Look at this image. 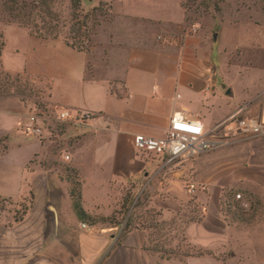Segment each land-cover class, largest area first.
<instances>
[{
	"label": "crops",
	"instance_id": "crops-1",
	"mask_svg": "<svg viewBox=\"0 0 264 264\" xmlns=\"http://www.w3.org/2000/svg\"><path fill=\"white\" fill-rule=\"evenodd\" d=\"M112 6L117 15L100 25L108 35L93 53L62 38L4 34L5 71L49 78L52 106L94 116L70 127L78 137L54 154L21 130L29 114L24 102L0 99V198L25 207L19 220L13 209L0 212V264L179 263L144 250L143 225L123 231L119 222L81 219L66 168L76 173L82 207L92 216L123 214L130 202L146 209L143 221L188 216L187 241L210 253L186 257L185 264H264V134L238 135L166 165L134 144L138 134L164 137L177 110L200 118L206 130L237 111L264 123V0H250L242 21L219 20L216 38L209 35L215 25L179 29L187 23L179 0H114ZM219 34L222 44L215 45ZM187 182L200 188L190 194Z\"/></svg>",
	"mask_w": 264,
	"mask_h": 264
},
{
	"label": "trees",
	"instance_id": "trees-1",
	"mask_svg": "<svg viewBox=\"0 0 264 264\" xmlns=\"http://www.w3.org/2000/svg\"><path fill=\"white\" fill-rule=\"evenodd\" d=\"M107 7L105 0H0V20L15 22L19 26L25 27L29 34L41 39L63 38L70 47L87 52L88 45L86 42L90 41L91 35L95 33L101 19L106 17ZM3 48L4 41L1 40L0 57ZM28 89L26 83L21 82L19 73L13 75L2 68L0 59V99L11 95H26L29 93L27 92ZM66 170L69 172V181L71 182L72 204L79 217L92 223L97 221L110 222L111 216H92L85 212L81 203L80 184L76 180V173L69 168ZM127 201L128 197H125L124 202ZM6 202L8 204L10 200L0 198V212L5 210ZM21 206H23L21 212H18L17 216L14 215L16 220H19L24 213L25 207L22 204ZM191 208H193L192 212L196 211V207L192 206ZM235 208L240 209L237 204ZM226 209L229 212L230 207H226ZM137 225H143L148 230L147 239L143 245L144 250L158 254L166 260L177 257L172 251L166 253L162 246L153 243L152 235L162 230L158 222H152L149 219L134 222L129 215L126 218L123 231ZM195 249L194 253H185L183 256H201L210 253L207 250ZM178 259L181 264L184 263L183 259Z\"/></svg>",
	"mask_w": 264,
	"mask_h": 264
},
{
	"label": "rangeland",
	"instance_id": "rangeland-1",
	"mask_svg": "<svg viewBox=\"0 0 264 264\" xmlns=\"http://www.w3.org/2000/svg\"><path fill=\"white\" fill-rule=\"evenodd\" d=\"M114 0H105L107 3V15L101 19V23L96 27L95 33L91 35L90 41L86 42L88 45V53H93L95 48L98 46L103 47V40L106 38L108 34H101L100 25L106 22H111L114 20V16L117 15L113 12V3ZM181 5L183 6V10L186 18L185 27L179 28L180 30H184L185 32L193 31V25L196 24V29L202 28H210L215 25L216 29L213 26V29L216 31L214 34H209L211 38H216L217 31L220 28L219 20H243L244 14V6L249 3L250 0H179ZM110 6V7H109ZM219 24V25H218ZM4 34H29L28 30L25 27L19 26L15 22H6L5 20H0V41H4L5 45V37ZM113 35V34H112ZM165 37L170 38L171 36H186L188 34H163ZM215 35V36H214ZM224 34H219L217 37V41L215 40V45L222 44V37ZM3 38V39H2ZM63 39V38H62ZM21 54H25L22 52ZM97 56V55H96ZM226 56V55H225ZM224 56V58H225ZM11 58V57H10ZM13 58V56H12ZM11 58V59H12ZM10 73V72H9ZM16 74V73H11ZM21 75V82L29 87L26 95H22L18 97L24 104L27 106L28 111H42L45 112L46 115H50L51 120L47 122V130L51 131L55 125V114L58 107L52 106L49 103L50 91H51V80L49 78L32 75L27 72H19ZM17 96V95H11ZM73 128L69 126H65L61 128L59 135L60 139L57 141H41L40 143L45 144L50 148V150H54V154H57V150L59 148H65L67 144H71L73 140H75L78 135L74 134ZM77 131H75L76 133ZM1 142V141H0ZM5 150H0V155L4 154ZM21 205L11 206L8 203L5 207V210H14V215L17 216L18 212L22 210ZM193 209V208H192ZM192 209L190 213H192ZM146 209L143 206L137 207L136 202L132 206L129 204L128 209L125 210L123 214L120 211H116L113 215H111L110 222H119L122 223L129 215L132 217L134 222L143 221L145 215L144 211ZM17 212V213H16ZM198 212H195L194 216H198ZM147 217L146 220L152 222H158L162 230L156 232V234L152 235L151 239H153V243L162 246L166 253L172 251L174 255H177V259L181 258L185 261L183 255L185 253H194L196 251L195 247L189 245L190 243L187 241V238L183 234V224L184 220L188 219H176L173 217L169 221H164L159 219L157 215ZM193 216V217H194ZM190 217V216H189ZM195 217V218H196ZM175 259V258H174ZM165 264H181L177 262H167ZM185 264V263H182ZM189 264H213L212 261L208 259H193L189 262Z\"/></svg>",
	"mask_w": 264,
	"mask_h": 264
},
{
	"label": "built area",
	"instance_id": "built-area-1",
	"mask_svg": "<svg viewBox=\"0 0 264 264\" xmlns=\"http://www.w3.org/2000/svg\"><path fill=\"white\" fill-rule=\"evenodd\" d=\"M93 116V113L87 110L59 107L55 114L54 128L49 131L46 126L51 120L50 115L42 111H30L26 122L21 125V130L41 141H58L61 128L65 126L80 128L89 124ZM262 134H264V123L261 120L251 116H240L238 111L215 124L210 130H206L200 118L188 116L177 110L170 117L164 137L154 138L138 134L134 137V144L140 151H153L161 155L162 165H166L181 158L196 157L228 144L238 135L259 136ZM64 159L69 160L70 155L65 153ZM187 188L190 194H194L200 186L194 182H187ZM236 197L239 198L240 195L236 194ZM199 216L194 217L199 219ZM125 224L126 219L121 223L120 230H123ZM81 226L87 225L82 223Z\"/></svg>",
	"mask_w": 264,
	"mask_h": 264
},
{
	"label": "water",
	"instance_id": "water-1",
	"mask_svg": "<svg viewBox=\"0 0 264 264\" xmlns=\"http://www.w3.org/2000/svg\"><path fill=\"white\" fill-rule=\"evenodd\" d=\"M214 36H215V35H214ZM230 92H231L230 89H228V90L226 91L227 94H229Z\"/></svg>",
	"mask_w": 264,
	"mask_h": 264
}]
</instances>
